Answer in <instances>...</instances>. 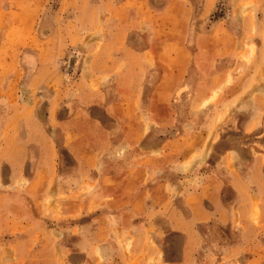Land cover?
<instances>
[{"label": "rangeland", "instance_id": "1", "mask_svg": "<svg viewBox=\"0 0 264 264\" xmlns=\"http://www.w3.org/2000/svg\"><path fill=\"white\" fill-rule=\"evenodd\" d=\"M121 1L0 0V80L3 86L11 80L7 98H0V264H185L181 258L185 244L182 233L169 231L164 218L141 216L136 209L142 200L122 206L120 201L113 202L122 194L111 195L103 190L92 193L88 182L97 173L93 170L85 175L79 173L73 145L68 144L75 140L89 145L121 141L124 137L121 114L107 115L97 106L89 107L86 119L98 122L99 129L91 125L85 131H71L73 123L66 109L46 118L42 96L56 91V83L64 84L66 78L68 82L72 80L82 64L88 67L95 52H99L100 63L115 65L114 77L121 73L122 63L115 64L104 50H98L109 40L111 23L107 17L95 14L98 9L106 16L105 11ZM141 1L144 9L153 12L162 13L169 8V0ZM189 2L191 28L178 31L171 26L172 16L167 15L155 19V25L150 17L139 30L125 35V45L137 51L153 40L159 45L153 47L154 65L142 70L145 75L141 83L142 100L145 105L153 102L151 93L158 86L169 89L164 75L172 68L178 69L181 79L171 83L177 91L167 104L177 126L191 121L199 124L204 115L191 110L194 91L199 95L210 94L199 107L208 105L209 109L228 102L243 111L237 116L232 114L218 130L213 143L215 151L220 153L234 145H242L244 149L251 144L261 150L264 0ZM203 4L206 14L201 13ZM137 10L139 3L124 7L125 15L131 16ZM92 27L97 29L89 31ZM97 31H103V41L97 39ZM202 32L211 34L199 49L194 36ZM176 37L183 49L170 45ZM92 43L97 49L90 54L87 47ZM80 57L82 64L77 62ZM214 75H225V82L212 87L210 77ZM32 76L34 82L29 87L26 83ZM188 79L194 81L186 82ZM111 85L114 90L128 88V83ZM207 88L212 90L208 92ZM29 101L31 104L25 105ZM253 107L256 113L252 125L256 124L259 130L255 136L239 137V126L248 121ZM161 133L166 136L169 131ZM45 143L52 144L54 149L50 186L43 193L45 187L29 186L27 178ZM107 146L100 149L104 151L103 158ZM211 164L202 171L214 169ZM103 165L109 168L112 162L104 161ZM81 179L88 184L76 191L74 188ZM257 217L260 215L255 210L254 226L248 231L215 221L192 227L196 244L191 249V264H264V226Z\"/></svg>", "mask_w": 264, "mask_h": 264}, {"label": "crops", "instance_id": "2", "mask_svg": "<svg viewBox=\"0 0 264 264\" xmlns=\"http://www.w3.org/2000/svg\"><path fill=\"white\" fill-rule=\"evenodd\" d=\"M129 3H139L140 8L131 16L125 15L124 11V7ZM144 7L141 0H122L114 4L109 11L106 10V16L103 11L95 9L97 16L107 17L111 23L109 40L98 50H104L106 57L115 64L122 63L121 73L114 77L115 65L108 67L107 64L100 63L99 52H95L88 67L87 64H82V57L77 58L78 64H82L79 73L69 82L66 78L67 83L65 81L64 84L56 83V91L42 96V100L46 107L47 119L53 118L56 112L59 114V109L62 108L69 112L73 123L71 131L77 129L85 131L91 125H96L98 127L96 129H99L98 122L86 119L89 107L97 106L107 115L121 114L124 130L121 141L89 145L75 140L68 144L73 145L80 175L92 170L97 173L89 182L79 180L74 189L77 191L89 183L92 193L103 190L111 195L122 194L114 200L111 198L113 202L120 201L122 206L131 201L142 200L140 208L136 209L141 216L156 220L164 218L169 231L185 236L181 258L185 264H191L193 260L191 249L196 244V239L191 234L192 227L215 221L223 226H239L248 231L253 229L252 214L255 210L257 215H260V218L257 217L258 223L264 226V146L261 145L260 150L252 144L244 146V149L242 145H234L233 148L217 153L213 143L218 138V130L225 122L227 124L232 114L237 116L243 111L228 102H221L219 106H211L209 109L208 105L199 107L210 94L199 95L194 91L192 98L194 106L191 110L196 115H204L199 124L194 125L191 121L177 126L167 104L177 91L171 83L176 80V84L181 79L178 69L172 68L164 75L169 89L165 88V85L164 88L158 86L151 93L153 102L144 104L142 100L144 86L141 83L145 75L142 70L154 65L156 59L153 47L159 45L153 40L145 49L137 51L125 45V35L131 30H139L150 17L155 25L157 22L155 19L167 15L172 16L170 21L172 27L178 31L186 30L191 28L192 16L189 0H169V8L162 13L146 10ZM204 8L205 4L202 14H206ZM95 29L97 28L92 27L89 31L94 32ZM210 34L205 32L196 34L194 36L196 47L203 48V41ZM95 35L100 41L104 40L103 31H97ZM173 44H176L178 50L183 49L179 47V38H174L170 45ZM92 45L87 47L90 54L97 49L95 43ZM110 55L113 57L110 58ZM126 69L129 72H126ZM139 70L141 72H138ZM33 78L32 76L28 79L27 86L33 84ZM200 80L201 78L197 81ZM210 80L214 87L225 82L226 77L214 75ZM193 81L186 80L189 83ZM10 83L11 80L3 86L0 80V98H7L5 94ZM117 83L123 85L128 83V88L114 90L111 84ZM207 90L210 92L212 89ZM223 92L227 95L226 90ZM28 104L31 102L25 103L27 106ZM255 113L256 107L250 108L248 121L239 126V137L256 135L259 129L256 124L252 125ZM163 131H169V134L161 136ZM106 144L109 146L103 158L104 151L100 152V149ZM53 149L50 143L42 146L41 156L35 160V168L27 178V185L33 187L39 184L45 187L42 189L43 193H46L50 186ZM134 150L138 153H134ZM104 161L112 162V165L105 168ZM209 163H212L214 169L202 171Z\"/></svg>", "mask_w": 264, "mask_h": 264}]
</instances>
